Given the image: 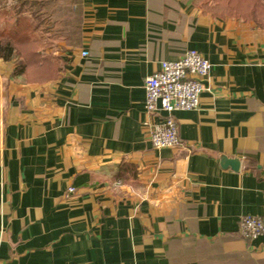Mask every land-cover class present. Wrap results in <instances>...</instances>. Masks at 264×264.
I'll return each instance as SVG.
<instances>
[{"label": "crops", "instance_id": "crops-1", "mask_svg": "<svg viewBox=\"0 0 264 264\" xmlns=\"http://www.w3.org/2000/svg\"><path fill=\"white\" fill-rule=\"evenodd\" d=\"M15 1L59 72L0 58V264H264V235L239 234L264 213V29L195 0ZM189 49L207 90L156 150L144 83Z\"/></svg>", "mask_w": 264, "mask_h": 264}, {"label": "built area", "instance_id": "built-area-1", "mask_svg": "<svg viewBox=\"0 0 264 264\" xmlns=\"http://www.w3.org/2000/svg\"><path fill=\"white\" fill-rule=\"evenodd\" d=\"M15 0H8L7 6L14 7ZM87 56V52L82 53ZM212 70V64L200 52L189 49L178 61H164L160 68L144 83L146 93L145 110L149 114L159 113L153 124L150 141L156 150L178 148L181 145L175 114L194 111L200 106V99L207 90L202 79ZM69 193L75 188H69ZM242 238L253 241L264 235V213L242 217L239 225Z\"/></svg>", "mask_w": 264, "mask_h": 264}, {"label": "trees", "instance_id": "trees-1", "mask_svg": "<svg viewBox=\"0 0 264 264\" xmlns=\"http://www.w3.org/2000/svg\"><path fill=\"white\" fill-rule=\"evenodd\" d=\"M28 2V1H27ZM205 14L219 18H238L246 22H254L264 29V0H195ZM4 0H0V8L4 7ZM25 10L32 15L33 4L25 1L12 8L16 18L9 32L0 33V58L5 61L16 59L19 64L18 73L24 76L29 83H46L54 80L59 72L57 60L44 56L41 52L44 42L41 37L33 36L34 25L22 18ZM135 174L133 168L122 164L119 177L123 182L127 173Z\"/></svg>", "mask_w": 264, "mask_h": 264}, {"label": "rangeland", "instance_id": "rangeland-1", "mask_svg": "<svg viewBox=\"0 0 264 264\" xmlns=\"http://www.w3.org/2000/svg\"><path fill=\"white\" fill-rule=\"evenodd\" d=\"M7 10V9H6ZM11 21V20H10ZM9 20H2L0 19V33L2 32H9V30L11 29V27H9Z\"/></svg>", "mask_w": 264, "mask_h": 264}, {"label": "water", "instance_id": "water-1", "mask_svg": "<svg viewBox=\"0 0 264 264\" xmlns=\"http://www.w3.org/2000/svg\"><path fill=\"white\" fill-rule=\"evenodd\" d=\"M223 163H224V166L230 165L234 169H237L239 167V162L237 160L224 159Z\"/></svg>", "mask_w": 264, "mask_h": 264}]
</instances>
